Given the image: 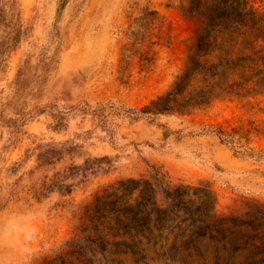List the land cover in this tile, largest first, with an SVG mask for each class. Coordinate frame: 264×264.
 I'll list each match as a JSON object with an SVG mask.
<instances>
[{"label": "rangeland", "instance_id": "obj_1", "mask_svg": "<svg viewBox=\"0 0 264 264\" xmlns=\"http://www.w3.org/2000/svg\"><path fill=\"white\" fill-rule=\"evenodd\" d=\"M143 7L157 18L133 35ZM195 28L177 0H0V264H91L69 242L87 208L150 164L171 184H207L216 217L264 204V93L134 112L171 87ZM226 240L213 232L174 259L264 264L230 255ZM102 252L96 264L149 261Z\"/></svg>", "mask_w": 264, "mask_h": 264}, {"label": "trees", "instance_id": "obj_2", "mask_svg": "<svg viewBox=\"0 0 264 264\" xmlns=\"http://www.w3.org/2000/svg\"><path fill=\"white\" fill-rule=\"evenodd\" d=\"M177 1L182 14L196 21L185 66L166 92L134 112L187 113L215 99L243 100L264 93V0ZM141 12L133 35L157 18L149 7ZM140 19L146 20L144 25H137ZM214 205L207 184H171L150 164L148 175L120 179L97 194L81 233L69 242L91 264L108 247L143 260L155 256L183 264L174 259L176 252L216 232L227 238L230 255L246 253L247 260L260 256L264 262V204L250 201L237 217H216Z\"/></svg>", "mask_w": 264, "mask_h": 264}]
</instances>
